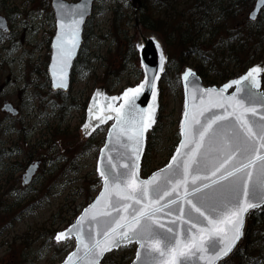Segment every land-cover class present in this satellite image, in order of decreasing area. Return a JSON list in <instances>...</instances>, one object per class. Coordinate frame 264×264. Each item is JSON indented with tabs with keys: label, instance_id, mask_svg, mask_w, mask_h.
I'll return each instance as SVG.
<instances>
[{
	"label": "rangeland",
	"instance_id": "374dc122",
	"mask_svg": "<svg viewBox=\"0 0 264 264\" xmlns=\"http://www.w3.org/2000/svg\"><path fill=\"white\" fill-rule=\"evenodd\" d=\"M117 6L126 18L136 12L129 0H94L86 25L85 55L75 66L70 90L59 94L44 86L41 74L48 59L42 54L46 47L40 46L39 33L47 31L53 22L51 0H0V15L8 28L0 30V105L3 99H9L19 109L16 117L0 112V264H56L74 245L73 240L55 242L53 238L93 198L95 182L99 188L95 164L106 127L85 140L80 126L86 99L102 84L104 66L108 68L110 60H115L112 69L121 66L116 51L109 50L111 31L116 30L111 28L113 8ZM130 34L134 43L137 30L131 28ZM121 44L124 46L122 40ZM173 54L160 81L157 122L149 136V172L167 162L178 141L182 66L176 70L174 64L180 60L177 53ZM141 77L136 56L124 65L118 82L110 81L115 83L113 92L136 84ZM32 79L36 81L30 89L27 83ZM29 154L32 158L24 163ZM37 160L40 164L36 173L21 185L24 170ZM11 161V169H5ZM17 167L20 170L16 171ZM242 245L243 241L240 256L234 254L225 264L250 263L252 258L264 264L258 236L250 238L245 252ZM133 253V245L122 247L108 254L101 264H121Z\"/></svg>",
	"mask_w": 264,
	"mask_h": 264
},
{
	"label": "snow or ice",
	"instance_id": "6c2138e0",
	"mask_svg": "<svg viewBox=\"0 0 264 264\" xmlns=\"http://www.w3.org/2000/svg\"><path fill=\"white\" fill-rule=\"evenodd\" d=\"M59 7L62 10L65 8L63 4ZM63 16L66 18L59 24L60 32L55 45L59 63L53 65V76L56 78L53 87L57 88L67 87L66 69L78 46L83 10L79 12V15L75 9L65 11ZM161 59L163 61V57ZM261 70L259 67L252 68L241 79L225 85L219 91L198 89L202 96L209 97L207 108L199 112L200 116H204V111L210 113L204 116L203 120L196 116L190 118L186 102L185 120L181 124V135L185 139L180 148H186L191 143H195V148L191 149V155L183 162L182 170L180 165L173 168L176 164V157H173L167 169L162 170L165 176L162 183H156L158 176H153L149 181L136 179L138 162L143 150V134L155 123V105H150L148 109H140L135 103L149 81L146 79L139 86L127 89L119 98L105 97L106 102L117 99L124 101L119 108L108 103L107 110L117 114L116 124L113 126V130L117 132V139L120 140V136L127 135V142L120 140L121 147L125 149L121 157L130 163L119 165L127 170L121 172L109 156L111 168L97 169L104 180L105 187L92 209L103 201L104 210L99 213L93 212L92 221L96 225V236L102 235L103 239L92 236V229H89L88 235L84 234L81 227L83 217L66 232L58 233L57 242L67 239L72 233L76 236L77 251L68 257L66 264H73L74 257L81 264H99L105 252L119 247L121 243H131L133 240L143 249V264H194L196 259L206 260L207 264H215L216 260L226 256L241 236L245 214L251 209L264 206V96H256L250 90L259 86L254 74L260 73ZM191 76H194V73L186 72L184 80L188 81ZM156 78L154 76L153 80ZM245 82H249L250 87H241ZM233 84L237 86V95L225 97L223 93ZM99 95L98 92L93 98V107L89 108L90 117L94 114ZM152 97L155 101L154 83ZM257 107L261 109L259 113ZM214 108L222 109V111L213 112ZM249 113L253 118L259 116V122L248 118ZM96 118L103 123L105 120L112 119V116L97 115ZM84 127L87 130L89 125L86 124ZM111 137L110 132L109 138ZM214 137L221 138L227 155L211 172L212 177L220 173L217 179L211 181V184L196 185V181L201 179L199 175H196L192 178L194 185L192 190L189 192L187 188L185 189V196L192 198L185 199L183 205L178 208L177 219H180L182 224L189 225L188 235L182 240L173 228L166 227L160 222L157 214L162 211V208L177 203V200L172 198L173 193L179 195L177 188L188 184L192 164H197V171L201 166L205 168L208 166L207 159L201 161L197 159V156L205 138L211 140ZM179 153L180 149H177V154ZM228 165L231 167H226ZM203 179L208 180L210 177L204 176ZM170 184L171 187H169ZM213 185L219 187L213 188ZM205 190H211L212 194ZM113 195L116 197L115 200L112 199ZM166 197L169 199L162 206H158ZM128 200H134L140 207L134 208L128 216H120L118 220L111 218L101 222L97 219L98 216L111 217L112 211L118 215L122 211L126 212L130 205L122 202ZM88 211L86 210L85 216L88 215ZM209 211L215 215L210 216ZM192 213H196V216L193 217ZM200 218L207 222L208 227L199 226ZM157 229H163V231H157ZM191 229H196V232H191ZM169 233L171 235H168ZM205 234L208 237L207 240L204 238ZM218 244L219 247H217ZM140 259L141 252L138 251L137 260Z\"/></svg>",
	"mask_w": 264,
	"mask_h": 264
},
{
	"label": "water",
	"instance_id": "95a60500",
	"mask_svg": "<svg viewBox=\"0 0 264 264\" xmlns=\"http://www.w3.org/2000/svg\"><path fill=\"white\" fill-rule=\"evenodd\" d=\"M93 1L94 0H76V1H68V0H51V8L54 12L55 16V34L52 39L51 43V49H50V56H49V61L46 66V74L48 77L49 81V86L51 90L57 91L60 90L62 92H67L69 87H70V74H71V69L74 63V60L76 59L79 47L82 42V30H83V25L86 21V19L91 15L92 13V6H93ZM130 3L135 7H139L140 5V0H129ZM63 4L65 8L62 10L59 6ZM83 6V9H82ZM264 7V0H254L252 8L249 10L247 14V18L250 21H255L258 15L260 14L261 10ZM75 9L77 11V15H79V12L83 10V23L80 25V30H79V37H78V46L74 50V55L71 58V61L66 69V78H65V83L67 87L64 88H57L53 87V82L54 79H56L53 76V65L54 63L58 65V57H57V35L60 32L59 24L62 19H65L66 17L63 16V12L65 11H72ZM5 29V20L4 18L0 15V30ZM136 30H137V36L135 39V49L137 51V57L139 61V68L142 73L141 79L134 85L132 86H127L123 88L119 92H114L110 93L108 92L103 85H100L98 87H95L88 99V102L85 107V116H84V121L80 126V133L82 138H88L90 137L96 129L106 126V132L104 135L103 142L101 146L99 147L97 158H96V164H95V172L96 176L99 179V189L95 196L80 210V212L76 215V217L73 219V221L67 225L64 229L59 230L55 233L54 235V240H56V236L58 233L66 232L69 228H72L74 225L77 224L79 220L83 217V221L81 223V227L83 229V232L85 235L89 234V229H92L91 235L94 236L97 239H103V236H96V225L95 222L92 221V213L93 212H101L104 210V202L102 201L100 205H97L95 209H92V206L96 204V201L101 197V193L104 192V180L100 175V172L97 170L98 168L100 169H106V168H111V165L109 164V156L112 157L113 163L117 164V167L119 168V171L125 172L127 171L125 168L119 167V165L124 164V163H130V161H126L122 159L121 154L125 151L124 148L121 147L120 145V140H123L127 142V135H122L120 136V140L117 139V132L113 130V126L116 124V112H108L107 110V104L110 103L113 107L119 108L120 105L124 104V101L122 99H117L115 101L108 100L107 102L105 101V97L111 98V97H121L123 93L129 89V88H135L139 86L140 84L144 83L145 80L149 81L148 84L145 85V88L142 90L140 96L138 99H136L135 103L140 109H148L150 105H155V113H154V121L155 123L152 124V126L143 134V140H142V153L139 158V167H138V172H137V181H149L153 178V176H158L159 179L156 181V183H162L165 179V176L162 174V170L167 169L168 165L172 163L173 157H176V164L173 165V168H176V165H180L181 170L183 168V162L188 159L189 155H191V149L195 148V143H191L188 145L186 148H180L181 143L184 141V137L181 135V124L184 122L185 117V104L187 102L188 104V111H189V116L190 118L193 116H196V118L203 120L204 116L210 115L208 111H204V116H200L199 112L201 110H204L207 108L209 97L206 95H203L198 91V89H216L219 91L220 89L224 88L225 85L231 84L233 81L241 79L243 76H245L252 68L259 67L261 68V72L258 74H254L256 77V80L258 82V87L256 88H251V92L255 93L256 96H264V89L262 88V75L264 73V60H261L251 66H249L245 71L237 73L233 75L232 77L224 80L222 83L219 85L216 84H208L205 85L203 83L202 78L197 74L196 69L194 67H191L189 65H184L180 72H179V79H180V84H181V90H182V105H181V110H180V117L178 119L177 123V130H178V141L176 142L173 151L171 152L170 157L168 158L167 162L161 166L160 168H157L155 170H152L150 173H148L146 176L141 175V164H142V158L145 152L146 148V143H147V135L149 131L152 130V128L155 126L156 121H157V115H158V106H159V94H160V87L159 83L160 80L163 76V73L165 72L166 65H167V53L165 51V44L162 39V37L157 33L156 31L153 30H147V29H142V27L136 22ZM163 57V61L162 58ZM54 58H56L54 60ZM191 71L194 73V76L189 77L188 81L184 80V75L186 72ZM157 77L155 80H153V77ZM155 84V90H156V99L153 101L152 97V84ZM241 87H250L249 82H245L244 85ZM237 86L235 84L232 85V87L228 88L223 95L225 97H230L233 95H237L236 92ZM100 93L99 97H97V105L94 107V114L92 117L89 116V108L93 107V98L96 96L97 93ZM242 95V93L240 94ZM6 109L9 110L12 114H16L17 111L15 109H12L9 105L6 106ZM103 109V111H101ZM213 112H221L222 109L219 108H214L212 109ZM261 109L257 107V112L259 113ZM97 115H111L112 119L105 120L103 123H101L96 116ZM248 118L251 119H256L259 122V116L253 118L251 117V114H248ZM89 125L87 130H85V125ZM110 132L112 133L111 139L109 138ZM130 134V133H129ZM198 139V137L196 138ZM177 149H180L179 155L177 154ZM103 150V151H102ZM227 155V150L224 148L223 142L220 137H214L211 140L208 138H205L203 147L200 149V152L197 156V159L203 161L207 159L208 166L205 168L203 166L199 167V170L197 171V164H192L190 170H189V176H188V184L187 185H181L180 187L177 188V192L179 195H176V193H173L172 198L177 200L176 204H170L169 207L167 208H162V211L157 214V218L160 220L162 224H164L166 227H171L174 229L175 232H177L181 239L183 240L189 232V225L188 224H182L180 219H177L179 216V211L178 208L183 205V201L185 199H191L192 197L190 196H185V189L190 192L193 188L192 184V178L193 176L199 175L201 177L200 180L196 181V185H202L204 183L211 184L212 180H215L219 177L220 173H217V176L212 177L211 172L215 170V168L219 165L220 162L226 157ZM235 163V161H233ZM37 165V162L29 166L25 170L24 178H23V184H26L29 182L31 176L34 173L35 167ZM226 167H231V165H228ZM223 171V169L221 170ZM204 176L210 177V179L205 180L203 179ZM174 179V178H173ZM226 183V182H224ZM154 186V185H153ZM172 185L170 184L169 187ZM218 185H213V188H218ZM208 192L210 195L211 190H205ZM112 199L115 200L116 197L113 195ZM169 198L166 197L164 201L160 202V205L162 206ZM199 203V201H196ZM122 203H127L130 205L128 210L126 212L122 211L119 215L115 212L112 211L111 217H105V216H98L97 219L101 222L111 220V218L119 219L120 216H128V213H131L134 208H139L140 205L135 204L134 200H128L126 202ZM186 207V206H185ZM261 206L260 208H262ZM260 208L256 209H251L247 214H245L244 217V224L242 228V233L239 238L235 242V245L233 246L232 250L226 255L221 257L220 259L215 261V264H223L226 262L237 250L238 246L242 242L245 231H246V221L248 216L253 213L256 210H259ZM86 210L88 211V215L85 216ZM186 211L188 209L186 208ZM210 216H214L215 213L208 212ZM192 216L195 217L196 213H192ZM187 218V217H185ZM130 219V217H129ZM121 223H124V221H121ZM113 226H115L113 224ZM200 227H208L207 222L203 221L202 218H200ZM223 227V225H221ZM157 231H163V229H157ZM191 232L195 233L196 229H191ZM168 235H171L170 233ZM205 240H207V235L205 234L204 236ZM65 240H73L74 245L72 249L63 257V259L56 263V264H66L68 261V257L77 251V241H76V236L75 233H72L67 239H62L60 242H64ZM127 245H133L134 246V254L131 260L126 263V264H143V249L140 248V245L133 240L131 243H121L119 247L113 248L111 251L105 252L104 255L100 258L99 264H101L102 260L104 257L112 252L115 251L121 247H125ZM220 245L218 244L217 247ZM141 252V259L137 260V252ZM80 255V254H78ZM73 264H81V262L76 259L75 257L73 258ZM194 264H207L206 260H199L196 259L194 261Z\"/></svg>",
	"mask_w": 264,
	"mask_h": 264
},
{
	"label": "trees",
	"instance_id": "16d2710c",
	"mask_svg": "<svg viewBox=\"0 0 264 264\" xmlns=\"http://www.w3.org/2000/svg\"><path fill=\"white\" fill-rule=\"evenodd\" d=\"M252 3L253 0H141L136 12L131 13L128 18L123 15L120 6L114 7L111 28L116 29L115 33L118 30V34L111 31L109 43L112 46L109 50L116 51L121 66L119 69H112L115 60H110L108 68L104 66L102 73L104 75L100 82L106 89L113 91L115 83L110 81L118 82L124 65L131 58L136 57L134 37L130 34V29L136 30L137 22L142 29L153 30L160 34L168 50V58L174 56L173 52L178 54L181 62L174 64L176 70L179 65H189L196 69L204 83L220 84L233 75L243 72L252 64L264 60V7L256 20L250 21L247 13ZM118 38L120 43L117 42ZM120 47H123L122 53ZM44 78L48 87L46 75ZM262 88L264 89V73ZM150 135L151 132L147 136L141 166L143 175L149 173L147 157L152 148L149 142ZM31 158L30 154L24 157V163ZM12 162L14 161L8 163L5 169H11ZM18 170L19 167L16 168V171ZM95 184L94 192L97 191L98 186L97 182ZM254 235L258 236L259 249L264 251V206L251 213L247 219L243 252L247 249L246 243H249ZM239 248L235 253L237 256H240ZM262 258L264 259V254ZM129 260L126 259L121 264ZM252 260L245 264H260L259 261H254L253 258Z\"/></svg>",
	"mask_w": 264,
	"mask_h": 264
},
{
	"label": "flooded vegetation",
	"instance_id": "af4514ba",
	"mask_svg": "<svg viewBox=\"0 0 264 264\" xmlns=\"http://www.w3.org/2000/svg\"><path fill=\"white\" fill-rule=\"evenodd\" d=\"M53 12V10H52ZM5 19V18H4ZM6 21V20H5ZM6 25H7V21H6ZM40 28H38L39 30ZM4 30L8 31V28L6 27ZM5 32V31H3ZM38 34V33H37ZM41 35V39H40V46H45L46 48L43 50V56L49 60V56H50V49H51V43H52V39H53V36L55 34V16H54V12H53V22L51 23V26L48 27V30L47 31H40L39 33ZM81 37H82V42H81V45L79 47V50H78V54H77V58L75 59V62L80 58L82 57L83 55H85V50H84V47H85V42H86V24L84 25L83 27V30H82V34H81ZM17 42H22V38H19L17 39ZM75 65V64H74ZM47 66V65H46ZM75 69V67H74ZM36 71V69H35ZM36 73V72H35ZM41 74L42 75H46V68L43 69L41 71ZM36 80L32 79L30 80L28 83H27V86L31 89V88H34L35 82ZM44 84V82H42ZM40 86V85H39ZM54 93H59V91L57 92H54ZM62 94V93H61ZM9 105L11 108H16V105L9 99H3L1 101V105H0V112H4V114H6V116L9 115V113L6 109V106ZM21 185H22V182H21Z\"/></svg>",
	"mask_w": 264,
	"mask_h": 264
}]
</instances>
